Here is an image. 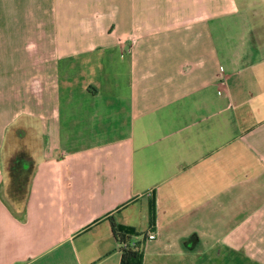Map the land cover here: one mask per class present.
Returning a JSON list of instances; mask_svg holds the SVG:
<instances>
[{"label":"crops","instance_id":"crops-1","mask_svg":"<svg viewBox=\"0 0 264 264\" xmlns=\"http://www.w3.org/2000/svg\"><path fill=\"white\" fill-rule=\"evenodd\" d=\"M259 5L0 0V264H264Z\"/></svg>","mask_w":264,"mask_h":264},{"label":"trees","instance_id":"trees-1","mask_svg":"<svg viewBox=\"0 0 264 264\" xmlns=\"http://www.w3.org/2000/svg\"><path fill=\"white\" fill-rule=\"evenodd\" d=\"M112 230L119 244V264H142V250L139 243L133 240L138 233L114 223Z\"/></svg>","mask_w":264,"mask_h":264},{"label":"rangeland","instance_id":"rangeland-1","mask_svg":"<svg viewBox=\"0 0 264 264\" xmlns=\"http://www.w3.org/2000/svg\"><path fill=\"white\" fill-rule=\"evenodd\" d=\"M261 3V6L260 8L264 10V0H257ZM218 249H222L221 246H215L214 248H212V250H209L208 252H206L205 256L202 258H195L193 260H191L189 262V264H245V261L243 259H238L235 255H216V250ZM224 249V248H223ZM215 250V251H214ZM212 255V256H211ZM178 263H181L183 264L184 261L181 260L180 262ZM147 264H151L150 263H147ZM246 264H253L251 262L249 263H246Z\"/></svg>","mask_w":264,"mask_h":264},{"label":"built area","instance_id":"built-area-1","mask_svg":"<svg viewBox=\"0 0 264 264\" xmlns=\"http://www.w3.org/2000/svg\"><path fill=\"white\" fill-rule=\"evenodd\" d=\"M149 239L155 238V232H150L147 236Z\"/></svg>","mask_w":264,"mask_h":264}]
</instances>
